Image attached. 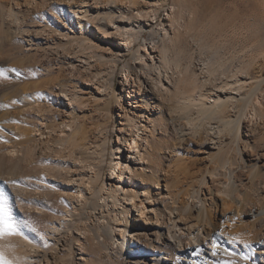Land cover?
I'll list each match as a JSON object with an SVG mask.
<instances>
[{"label":"bare ground","instance_id":"6f19581e","mask_svg":"<svg viewBox=\"0 0 264 264\" xmlns=\"http://www.w3.org/2000/svg\"><path fill=\"white\" fill-rule=\"evenodd\" d=\"M105 1L0 0V50L6 51L5 46H9L7 50L10 53L21 40L29 44L28 48H23L21 43L20 48H26V51L18 55L22 61H28V57L30 67L26 68L27 75L20 73L19 79L14 82L19 89L18 104H21L16 114L31 113L40 115L39 120L48 119L44 114L47 110L43 108L45 105L40 104L42 96L36 97L28 90L43 87V81L40 82L42 86L35 82L39 77L36 76L38 68L46 84L51 80L49 84L55 85L57 82L63 96L69 100L78 99L77 87L71 88L65 81H59L63 70H55L50 61L61 47L65 50L67 44L75 41L79 52L82 51L88 60L84 59L85 64L88 62L90 65L85 68H88L90 83L84 82L88 83V88L96 96L94 111L103 119L93 130L95 133L88 131L90 127L80 126L78 121V124H74V121H70L72 118L56 137L51 136L53 130L50 131L49 135L55 140L52 138L49 141L54 142L56 147L47 144L45 148L52 147L55 153L60 150L58 153L60 156L63 154V159L60 157L47 165L43 163L45 166L34 164L38 157L36 134L39 129L35 126L21 129L18 148L11 145L7 152L16 157L6 172L17 176L15 194L20 196L21 211L28 208L53 217V220L50 219L55 231H60L63 226L72 230L75 226L80 233L73 235L71 231L67 237L60 234L49 238L41 229L35 232L23 228L25 235L13 236L2 243L0 240V244L12 246L10 255L20 257L19 264L57 263L72 254L75 244H79L82 250L77 264H94L92 262L100 256H107L110 261L115 257L123 264H177V256L180 257L179 264H214L221 258L235 259L238 264H264V231L260 230L264 229V198L259 205H253L250 199L253 194L264 197V190H261L264 184V149L258 145L261 142L258 137L264 138V73L254 71L250 65L251 61L258 60L257 54L262 49L256 48L255 43L251 44L249 62L245 61L243 54L235 52L226 57L218 51L206 55L211 47L228 42L222 34H213L223 29L217 24L195 20L194 12L180 2L173 4L171 12L168 11L159 39L146 41L142 47L135 49V42L146 27L139 20L129 17L126 11L138 10L136 16L140 19L142 15H147L144 14L145 7H134L135 1L131 0L128 4L124 3L125 0ZM166 22L170 23V27ZM185 37L189 43H185ZM230 45L233 46V43L230 42ZM191 48L194 51L191 52ZM129 54L133 55L134 62H127L126 69L123 68L125 76L121 84L126 95L131 97L136 92L137 102L145 103L138 112L133 111L136 115L127 112V105L122 103L123 94L116 86V68ZM196 54L200 55L198 65L201 66L197 67L201 68V72L195 66ZM2 55L5 57V54ZM44 57L49 60L43 61ZM10 60L13 61L12 58ZM46 76L51 78L47 79ZM0 83L1 109L2 98L7 94L4 91L12 90L14 83L5 78ZM31 83L37 87L32 89ZM114 103L124 110L126 108L125 126L121 131H126L133 143L127 142L130 156L122 162L124 151L119 140L120 155L116 156L110 168V186L106 187L104 183L99 188L109 150L108 129ZM150 105H156L161 111L149 115ZM170 122L176 126V133H182L183 140L190 138L196 145L195 150L203 153L196 158L197 162L203 164L199 174L194 176L196 182L184 189L186 191L181 189L180 197L169 189V184H166V191L161 188L163 177L157 171L160 164L156 154L160 152L159 143L162 140L157 143L159 140H155L158 138H150L157 130H168ZM53 125H56L53 121L51 124L49 122L48 127L55 130ZM61 151H66V154ZM0 161V164L4 162L3 159ZM182 162L177 167L181 168L187 163L192 165L190 161ZM186 168L184 166L183 169ZM127 172H130V189L124 183ZM138 176L140 182L133 180ZM153 186L157 189L154 190ZM109 202L114 205L116 214L108 218L104 210L99 209L107 207L108 212L113 207H109ZM220 204L222 209H228L232 216H236V223L240 227H249L250 232L244 238L253 241L248 243L250 247L243 242L240 248L230 243L233 235L229 236V243L221 237L220 233L227 235V232H222L225 227L221 225V228L213 215ZM134 209L139 215L130 220ZM152 233L157 235L156 239L150 236ZM240 235L235 237L241 238ZM213 239L216 247L206 243ZM61 242L62 246L59 247ZM197 247L203 248L198 256L194 255ZM225 249L234 251L236 255L226 257ZM245 250L247 253L242 252ZM213 251L218 253L216 257L212 256ZM245 255L249 257L247 262L242 259Z\"/></svg>","mask_w":264,"mask_h":264},{"label":"rangeland","instance_id":"374dc122","mask_svg":"<svg viewBox=\"0 0 264 264\" xmlns=\"http://www.w3.org/2000/svg\"><path fill=\"white\" fill-rule=\"evenodd\" d=\"M129 1L130 0H125L124 3L126 4ZM131 1H133V2L135 1L136 5L134 4V7H139V6L145 7L144 14L147 13V15H145V16L142 15V17H139L140 19H138V17L136 16L138 10L131 9V10L126 11V14L129 17L134 18V20H139L140 24L141 25L143 24L146 27L142 30L141 35L139 36L138 40L135 42V44H136L135 49H137L138 47H142V45L146 41L150 42L154 38H157V40L159 39L161 28H162V23L166 21V19L168 17V14H167L168 11L171 12V6L173 4H178L180 2L182 4L187 5V8L190 11L194 12L195 20H199L203 23L217 24L219 27H221L223 29L222 32L217 31L213 34H217V35L222 34L223 39H227L228 42H226L224 44H217V45L211 47L210 50L208 51V53L206 52V55H211L214 53V51H218L223 57H226V56H229L230 53L235 52L237 54H243L245 61L249 62V61H251L250 60L251 59L250 58L251 57L250 46H251V44L255 43L256 48L259 47V49H262V51H259L260 53L257 54L258 60L256 62L251 61L250 65L252 66V69L254 71H260L261 70L264 73V52H263L264 51V0H167V2L166 3L164 2V4L162 2L165 0H138V1L137 0H131ZM106 2H107V0L104 3H106ZM108 2H109V0H108ZM118 2H122V1L118 0ZM154 13H156V14H154ZM166 23H167V27H170L169 26L170 23L169 22H166ZM169 29L171 30V33H174L172 28H169ZM184 41H185V43H189L187 37H185ZM212 41H214V40H212ZM73 42L74 43H69V45L67 44V46L65 47L66 48L65 50H64V47H61L59 49V52H58L59 55L54 54V56L55 55H57V56H55V57L51 56L53 59L50 57L51 58L50 61H51V64L53 63V66H51V67H53L55 70H58V68H61L63 70L61 72V77H60L59 81L60 80L61 81L63 80L62 82L65 81L66 82L65 84H67V85L69 84L68 86L71 88H73V86H74V88L77 87L75 89H76V92L78 95V99L76 97V98H74L75 100H69L67 96L66 97L63 96V94L61 92L60 85L57 84V82H55L54 80L53 81L55 82V85H53L54 83L49 84V82H52V80L48 81L47 84H49V85H47L46 82H44L45 79L43 80V76L40 74L41 72L39 71L40 70L39 68L36 69L37 71L35 70L36 76L39 75V77L36 78L37 80L35 82L38 81L36 84H39L40 82L43 81V83H42L43 87L41 88V87H37V85L36 86L34 85L35 87H37L36 88L37 90H36V89H33L35 87L31 83L33 90L31 89L32 91H30V88L28 89L30 94H34L35 96L36 95L42 96V97H40L41 98L40 104H43V106L45 105V107H43V108H46L47 110L43 109V111L46 110L44 112V114L46 115V117H48V119L46 118L45 120H39L40 115L31 114V113H26V114H23L21 116L19 114H16V111L20 109L19 106L21 104H18L19 103V97H18L19 89H18V87H16L17 85L14 82H16V80L19 79V76L17 78V75L15 73L9 72V73H6L4 77H0V82L2 81V79L5 78V79L11 81L12 84L14 83L11 86L12 90H10V88H9V89H7V91L6 90L4 91V94H6L5 92H7V94H6V96L4 95L6 98L4 96L2 98L4 102H3V106L1 108L2 110L0 109V160H2V159L4 160V162H2V164H0V189L9 190L11 192V194L13 195V197H15V200L13 202V204H14V206H13L14 217H18L22 220H24V219L30 220L32 222V226L26 227L27 229H29V230L35 229V232L41 229L40 231H42L46 236H48V237L50 236L49 238H52V235L55 237H58L60 234L62 235V237H65V236L67 237L70 235L71 231H72L73 235H75V234L78 235V233H80V231L77 230V228L75 226L72 227V230H70V228H67V226H65V227L63 226V228H61L62 230L59 229L60 231H57V230L55 231L54 225L51 223V219L52 220L54 219L53 217H50L47 214H44L42 212L30 211L28 208H26L24 210L22 209L23 211H21V208L19 207L20 206V196L18 194H15L16 185L18 184L17 176L15 175L16 176L15 177L12 175H8L6 173L8 168L10 169V167L14 164V160H15L14 157H16V155L13 156V155H10L9 153H8L9 154L8 155L7 152L12 146H14L15 148H18L17 140L20 138V135L22 133L21 129L23 127L27 126V128H31V127L35 126L37 129H39L38 134H36L39 146H38L37 151H36V153H37L36 156H38V157H37L36 162H34V164L36 163V165H37V163H38L41 166H45V165L49 164L50 161L58 160L60 157H61L60 159H63V154H62V156H60V154L58 153V151H60V150L56 149L58 151H57V153H55V151H54L55 149H53L52 147L50 149L45 148V147L47 144H51L52 146L56 147V144L54 142L50 143L49 140H51L52 138H53L52 140H55L54 137H56L60 133L61 128L65 127V124L67 122H70L72 120L71 122L74 121V124H76L78 121L80 123V126L84 125V126H87V128L90 127V128H88V131L90 133H95V132H93V130H95L96 125L99 124L100 121L101 122L103 121V119L100 118L101 115L96 114V112L94 111L95 110V108H94L95 102L94 101L96 99L95 98L96 96L95 95L93 96V93L88 88V86H89L88 83L87 84L85 83L87 81L90 83V81L88 80L89 76H87L89 74V72L87 70L90 67V65L88 62L85 64V61H88L87 59H85L86 56L83 54L82 51H80L82 53L79 54L80 52H79V49L77 47L78 45L75 41H73ZM230 42L233 43V46L230 45ZM18 43H20V44L17 46L15 45L17 48L15 47L12 51H10V53L8 52L9 50H7V48L8 49L10 48L9 46H7V48L5 46L4 49H6V51L0 50V53L3 52L0 54V56L2 54H5V57H6V58L3 57V55L0 57V67L15 68V69L20 70V73L27 75L26 68L30 67V64H29L30 60L27 57L26 59H28V61L23 60L24 61L23 62L21 59L20 60L18 59V58H20L18 55L21 54L23 52V50L25 52L26 48L25 49H23V48H24V46L28 48L29 44H27L26 41H24V40H21ZM21 43H23L22 44L23 48H20V47H22ZM18 47L20 48L21 52L19 51ZM14 50H16V51H14ZM192 51H194L193 48H191V52ZM18 52H20V53H18ZM8 53L11 54L13 57L10 56ZM76 53H78V54H76ZM6 55L7 56L9 55L10 57H7ZM14 55H17V56L14 57ZM198 56H200V55L196 54V56H194L195 57L194 59L197 58L196 60H194L196 67L201 66V64L198 65V60H200V59H198ZM80 57H81V59H80ZM1 58L2 59L5 58V60H2ZM10 58H12L13 61H11ZM17 59L19 61H17ZM41 59H42V57H41ZM84 59H85V61H84ZM47 60H49L47 57L43 58V61H47ZM92 60L93 59H91L90 61L92 62V65L95 66L96 63H94V61H92ZM20 61L23 64L20 63ZM129 61L134 62L132 54L127 55L125 58H123L120 61L118 67L116 68V72H115L116 76L115 77H116L117 89H118L120 94H123L122 103L124 104V106L127 105V107H126L127 112L130 113L131 115L132 114L134 115L135 113L133 111L138 112L140 110L139 107L145 105V103L137 102V100L135 98L136 92L134 93V95H132L130 97L128 94L126 95V93L123 91V87H122L121 83H123V81H124V76H125V70L124 69H126L125 65ZM74 65H76L77 68ZM92 65H91V67H92ZM78 66H79V68H78ZM86 66H88L87 69H85ZM23 67H25V68H23ZM77 69H78V71H76ZM137 69L139 70L138 66H137ZM199 69L201 70V68H198V70ZM85 70L87 71V74H86ZM200 70L198 72H201ZM46 78L49 79V78H51V76H48V77L46 76ZM80 79H83V80L81 81ZM137 80H138V78H137V76H135V81L137 82ZM35 82H34V84H35ZM17 83H18V81H17ZM40 85H41V83L39 84V86ZM1 87H2V83H0V88ZM39 92H40V94H39ZM0 94H1V92H0ZM34 95H32V96H34ZM10 96H12V99ZM38 96H36V97H38ZM36 97H34V98H36ZM4 98H5V100H4ZM78 100H80V103ZM129 102H131V103H129ZM84 103H86V104H84ZM151 105L148 107V114L149 115L158 114L160 109H158L156 107V105H154V106H151ZM0 107H1V101H0ZM126 108H125V110H126ZM125 110L123 107L121 108L118 104L114 103V109L112 111L111 118L109 120L110 121L109 122L110 127L108 129V133L110 135L109 150L107 152L106 161L104 163V167H105L104 177L102 178V180L100 182L99 188H101L102 185H104V183H105L106 187L110 186V180L108 179L110 174H111L110 168H111V165H112L114 159H117L116 156L120 155L118 153L119 140H120V143L123 144L122 149L124 151V156H123V159H121V161L122 162L127 161L129 156H130V153L127 150V148H128L127 142L133 143V141L131 140V136L128 133H126V131H121V128H123L125 126V120H124V114H125L124 111ZM17 113H18V111H17ZM98 115H99V117H98ZM70 118H72V119H70ZM69 119H70V121H69ZM42 121H46V122L42 123ZM52 121L54 122V124H56V125H53L55 130L51 129V127H48L49 122L51 124ZM181 122L183 123L184 120L182 119ZM66 128L68 129V127H66ZM50 131H52L50 133V135L51 136L53 135L54 137H51L49 135ZM176 132H177L176 126L170 122L168 130L163 131V132H162V130H160V131L157 130L154 133L155 135H151L150 138H152V139L154 138L153 140H155V138L156 139L158 138L157 140H155L156 142L159 140L157 143L161 142V140H162V143H161L162 145L160 143H159V145L163 148H161L159 146L160 152H158L159 151L158 150L157 151L158 153L156 154V156H157L156 159L160 164L159 168H157L158 169L157 171L160 174V176L163 177V178H161V181H160L161 182V188L163 187V190L166 191V184H169V189L172 190L175 195L178 194L177 197H180V195L182 194L181 189L184 190V189L188 188V186H190L191 183H193L194 181L196 182L197 178H196V180H194L195 179L194 176L195 175L197 176L199 174L200 167L203 168V166H202L203 164L201 162H197L196 158L198 157L197 155L201 156L203 153L201 151H199V152L196 151L197 149L195 150L196 145L194 144V142L191 141L190 138H185L186 140L185 139L183 140L182 139L183 136L181 135L182 133H176ZM119 137H120V139H119ZM121 138H122V140H121ZM258 138L260 139L261 142L259 143V141H256L257 144L259 143L258 145L260 147H262L261 149H264L263 148L264 147V145H263L264 144V138L262 136H260ZM259 139H257V140H259ZM262 139H263V142H262ZM174 147H176V148H174ZM195 151H196V153H195ZM62 152L63 151H61V153ZM65 154H66V151H65L64 155ZM2 155H4L5 158ZM125 155H127L126 158H125ZM178 155H179V158H178ZM183 156H184V158H183ZM185 156H187V157H185ZM184 159L186 160V162H188V161H190L189 163L192 162V165L187 163L186 165H190V166L184 165L185 167H187L186 169H183L184 166H181V168L179 166L177 167V165H179V163H181L182 160H183L182 163L185 164ZM194 159L196 160V162L194 161ZM5 162H7V163H5ZM43 163L45 165H42ZM132 167H133V165H132ZM178 168H180L182 170L179 171L180 169H178ZM169 170L170 171L172 170V171L170 172ZM173 172H175V173H173ZM176 172L179 175V176L177 175L178 178H177V176L173 175V174L176 175ZM170 173L173 176H171ZM129 175H130V172H127V174H125V176H124L125 177L124 183L128 189L131 188L130 187V180L128 179ZM170 177L171 178L174 177V180H173V178H172V180H170L169 179ZM175 177L177 179H175ZM133 180H137L140 182L139 176L133 178ZM11 181H16L17 183H15V184L8 183ZM117 182H118V179H117ZM262 187H263V189H261V190L263 191L264 190V184H262ZM153 189L155 190L157 188L153 186ZM179 191H181V194ZM184 191H186V190H184ZM184 191H183V193H184ZM251 197L252 198H250V199H251V202L254 203L253 205H259V203L261 202L260 200L262 198H264L263 195L260 196V195H254V194ZM108 204H109V207H111V205H113L112 202H109ZM113 208H114V205H113V207L110 208V210L108 212H107V207L106 208L102 207L99 210L102 211V209H103L104 212L106 213L107 217L108 216L112 217L116 214L115 213L116 211H114ZM110 211H111V213H110ZM110 214H111V216H110ZM231 214L232 213L230 212V210L222 209L221 204L219 206L218 211L213 214L216 217V222L220 223L218 225L221 228H222V226H223V228L225 227L224 231H222V232H225V231L227 232V235L225 233H224V235L222 233H220L221 237H223V239H225L228 242L229 236L231 237V235H233V237H235V235H240V231H241V235H240L241 238H239L237 236L238 239L235 240V242L237 240H238V242H236V243L230 242V243H233L234 245L236 244V247H239V248L244 245V244H242L243 241H246L247 243H250V242L253 243V241L249 242L248 240H246L244 238L246 236L245 234L248 235L249 233H247V232H250L249 227L247 229H245V227H247L246 225L245 226L242 225L244 228L240 227V225H238V223H236V221H237L236 216H234V215L232 216ZM138 215H139V212L137 211V209H134L133 212H131L130 220H132V219L134 220ZM93 218H92V222L94 223L95 220ZM154 218H155V216H154ZM101 220H103V218ZM77 222L79 223L80 221H77ZM57 223H59V222H57ZM232 225H233L234 229L232 228ZM47 227H48V229H47ZM242 229H244L243 232H242ZM261 229H262V231H264L263 228H260V230ZM54 231H55V233H54ZM217 231H221V230L217 229ZM150 236H152L154 239L157 238V235H154L153 233L150 234ZM233 237H231V238H233ZM237 237H235V238H237ZM10 238L11 237H8V238H5L4 240H1V243L3 241L9 240ZM231 238H230V241H231ZM60 246H62V242H61V244H59V247ZM81 251L82 250H81L79 244H75L74 249L72 251V254L68 255V257L65 256L64 260H60L59 262L53 263V264H77V258H79V254L81 253ZM249 251H251V250H249ZM242 252L247 253L246 250L242 251ZM95 256H94V258H95ZM97 257H99V256H97ZM100 258H102V256H100ZM100 258H98V260H94L95 262H92V263H94V264H111L115 260V262H113L112 264H114V263L115 264L116 263L117 264H123V262L119 261L120 259H116L115 257H112L113 261L112 260L110 261L109 258L107 259V256H103L102 260H100ZM139 264H145V263H139Z\"/></svg>","mask_w":264,"mask_h":264},{"label":"snow or ice","instance_id":"6c2138e0","mask_svg":"<svg viewBox=\"0 0 264 264\" xmlns=\"http://www.w3.org/2000/svg\"><path fill=\"white\" fill-rule=\"evenodd\" d=\"M15 73L17 76L20 75V70L15 68H6V67H0V77H4L6 73ZM46 180V177L44 178ZM8 183L15 184L16 181H11ZM15 200V197L11 194V192L7 189H0V240H4L8 237L13 236H22L25 235V233L22 231L23 228L31 227L32 222L27 219H20L18 217H14L13 215V202ZM35 231V229H33ZM215 236V234H214ZM26 238H28L26 236ZM237 238L233 237L231 238V242H235ZM206 243H212L214 247H216L215 240H210ZM245 246L250 247L246 241H243ZM12 246L0 244V264H19V261L21 260L20 257L15 256L14 254L10 255V249ZM203 251L202 247H197L194 250V255H200ZM226 257H234L236 253L234 251H230L228 249L224 250ZM218 253L216 251L212 252V256L216 257ZM177 264L180 262V257L177 256L176 258ZM242 259L247 262L249 257L243 256ZM214 264H238V262L235 259H226L221 258L218 261H215Z\"/></svg>","mask_w":264,"mask_h":264}]
</instances>
